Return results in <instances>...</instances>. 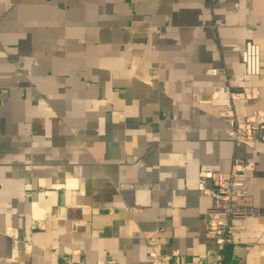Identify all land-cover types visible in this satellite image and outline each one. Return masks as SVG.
Returning <instances> with one entry per match:
<instances>
[{
  "label": "crops",
  "instance_id": "crops-1",
  "mask_svg": "<svg viewBox=\"0 0 264 264\" xmlns=\"http://www.w3.org/2000/svg\"><path fill=\"white\" fill-rule=\"evenodd\" d=\"M219 86L264 110V0H0V264H213L199 177L257 163L264 211V142L226 138ZM232 229L226 263L263 264L264 216Z\"/></svg>",
  "mask_w": 264,
  "mask_h": 264
},
{
  "label": "built area",
  "instance_id": "built-area-1",
  "mask_svg": "<svg viewBox=\"0 0 264 264\" xmlns=\"http://www.w3.org/2000/svg\"><path fill=\"white\" fill-rule=\"evenodd\" d=\"M240 58L247 77L254 78L261 75L262 56L259 45L248 42L241 51ZM208 74L218 76L220 71L210 70ZM214 95L225 99V105L220 110L219 116L227 125L226 138L228 140L251 148L255 147L258 140L264 142V110L253 112L245 119L238 118L235 112L236 102L259 97L257 88H245L239 92H232L225 86H219L215 89ZM256 167L257 163L234 159L230 171H207L199 177L197 184L199 193L212 199V206L207 211L206 231L207 237L216 247L213 264H228L223 254L226 247L233 242V222L264 216V211L253 205L249 195V175L255 171ZM47 220L48 217L42 221L32 222L31 229L33 231L45 229ZM7 233H12V230L7 229ZM147 242L151 247L158 244L156 238L147 239ZM152 261L153 264H175L171 256L154 249ZM78 263V252H73L72 256L65 261V264Z\"/></svg>",
  "mask_w": 264,
  "mask_h": 264
}]
</instances>
